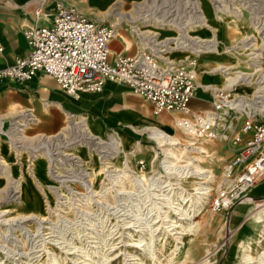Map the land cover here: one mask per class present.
Listing matches in <instances>:
<instances>
[{"label":"rangeland","instance_id":"374dc122","mask_svg":"<svg viewBox=\"0 0 264 264\" xmlns=\"http://www.w3.org/2000/svg\"><path fill=\"white\" fill-rule=\"evenodd\" d=\"M108 4V7L95 9L92 12L87 9V14L82 16L104 24L120 20L118 29L108 44L119 43L121 40L124 45H128L130 48L134 47L135 51L142 50L145 43L131 30V23L128 24L126 21L127 15H139L142 18L135 22L141 35L158 32L159 38L176 36L182 30L192 37L209 38L212 35L210 29L196 21L195 18L196 16L200 19L204 17L207 24L217 34L220 43L219 49L221 47L231 48L235 43L242 44L247 39L251 41L254 39L251 38L253 37L251 34L254 33L255 24H264V0H130L128 2L113 0ZM119 12L123 14L121 19L115 18V14ZM169 17H173L176 21H173L174 23L167 22ZM143 18L146 19L143 20ZM235 49L236 52L231 51L228 52L229 54L210 55L208 56L210 59L198 56L199 84H209L210 82L224 84L227 81V76L232 73L227 74L213 69L221 62L233 65L232 70H245L243 47ZM159 57L163 60L161 56ZM169 57L171 61H178L181 66H187L188 59L193 55L187 49H174L169 52ZM112 83L120 87L112 96L113 103L110 101L113 106V110L109 114L110 118L103 113H97L98 116L94 120L103 126L113 128L106 127L98 130L89 125L92 132L97 134L96 136L106 139L110 132L114 134L113 131H116L120 141H118L120 150L125 153L127 149L131 151L128 154L130 173L127 181L129 185L126 183L130 194L135 193L136 188H139L136 194L140 191L139 184H135L134 178L160 175L161 179L168 180L170 183L169 193H173L174 198L178 196V199L175 200L177 204L173 203L171 207L167 206L171 212L162 210V218L168 214L176 224L187 225L190 219H179V216L176 215L178 210L176 205H179L188 210V214L196 221V225L191 228L189 233L181 237V244H179L174 238L178 229L168 232L166 226L169 224H162V218L155 216L153 219L157 221L154 220L151 229H154L152 234L155 236L156 259H152L149 256L151 250H145L146 246H144L150 243L148 237L150 233L145 229V226H142L144 228L140 231L139 227L129 221L124 231L119 229V232L115 234L118 235L116 237L111 232L113 226L108 229L107 220L114 221L110 214L108 217L102 218L76 217L75 212L79 209L100 210L94 201L97 198L96 192L100 190L99 186H109L107 177L102 173L101 157L97 150L85 145L70 149L72 154L70 152L62 156L59 154L62 147L51 148L53 157H55L56 172L54 175H49L46 172L43 148L31 150L29 146L32 147L38 143L42 135L57 130L60 125L54 130H48L44 127V120L37 111L21 108L0 114V120L6 129L13 121L22 122L24 118H27L29 111L36 118L29 120L28 124L23 127L22 133L24 137L26 136L24 139L15 134L17 147H11L10 134H0V158L3 161L0 162V264H52L53 257L60 264H95L98 258L104 254L107 258L105 264H264V211L255 212L256 209H253V202H259V199L252 202L238 200L229 208L218 211L209 209L210 195L216 191L218 183L227 176L225 169L229 166L234 155L232 147L218 139H193L175 124L173 117L176 114L174 112L161 111L155 114L151 102L144 96L125 84ZM209 97L210 94L205 90V87L199 85L196 88L192 104L196 108L208 107ZM130 116L136 118H133L127 125L123 119ZM149 120L155 122L148 123ZM160 131L165 132L178 143L171 147L169 143H162L154 139L152 133ZM113 136L115 137V135ZM189 143L194 148H200V151L190 152V154L197 157L194 165H197L196 169L200 170L201 175L183 177L181 172L184 166L188 165L190 170H195L190 165V159L184 149ZM167 149L174 155V162L176 161L177 166V170L169 174L163 168V162L168 156ZM77 156L82 161L83 170L73 161L77 159ZM123 159L124 157L120 153L119 156L112 158V162L116 161L121 164ZM139 159H143V165L138 163ZM91 170L93 174L85 172ZM237 172L238 167L233 166L229 178H232ZM82 177L87 179L86 184L84 183L86 186L81 182ZM57 179L63 181L58 182ZM15 183L16 185H14ZM55 183L58 185L57 192L62 194L60 201H57L54 193L50 192L52 190L47 186ZM203 186L209 187L207 199H204L198 210L192 211L193 207L190 202L194 196L185 197L197 194L195 188ZM158 189L155 188L154 193H160ZM110 191L106 193L104 201L113 204L114 193ZM92 194L93 196H91ZM45 199H49L51 206L60 202L59 206L64 208V212L57 213L55 209L49 211L46 208ZM138 202L130 200L131 204ZM255 213L261 214V217H256ZM92 221L98 224L94 230L90 228ZM118 224L116 222V228ZM124 225L121 223L123 228ZM87 229L92 231L89 232ZM86 232L95 235L96 238L93 239L91 235H85ZM172 233L175 234L172 235ZM60 235L67 237V241H64L70 246L68 245L63 250L51 242L43 246L44 238L48 237L55 241ZM102 236H105L103 241H101ZM94 241L99 242L100 246L93 245ZM104 241L108 243V246H103ZM176 244L180 247L177 248ZM73 245L76 247L90 246L91 248L88 247L92 252L90 258L80 257L79 252H74Z\"/></svg>","mask_w":264,"mask_h":264},{"label":"built area","instance_id":"2783aa9c","mask_svg":"<svg viewBox=\"0 0 264 264\" xmlns=\"http://www.w3.org/2000/svg\"><path fill=\"white\" fill-rule=\"evenodd\" d=\"M49 4V21L24 29L28 52L0 67V79L24 81L40 71L52 76L61 89L73 95L77 91L100 90L108 81L125 84L148 99L155 114L174 112L175 124L193 139H218L232 147L234 155L229 167L225 166L227 176L210 195L211 211L229 208L238 200L264 201L252 194V189L264 180V24L256 23L251 34L254 39L243 43L245 70H239L238 76L236 69L232 70L233 66L221 70L232 73L231 79L224 84H206L209 106L194 108L191 101L200 85V64L195 53L204 51L207 41L189 37L185 30L170 38H159L158 34L150 32L141 35L146 39L142 50L132 54L115 53L110 57L108 42L118 23H98L84 17L68 0H50ZM42 12L40 2L33 14L38 16ZM169 18L167 22L176 21ZM138 29L133 22L131 30L138 35ZM174 49H187L192 53L187 66L171 61L169 52ZM85 117L79 113L68 114L57 130L40 137L38 142L43 148L49 175L56 172L51 148L58 146L62 147V151L59 150L61 156L72 154L70 149L80 145L92 147L101 157L102 173L107 177L115 171L112 157L118 145L113 134L110 132L106 139L95 135L89 138ZM130 152L127 149V159ZM73 161L84 169L78 156ZM138 163L143 165V159ZM233 166L238 167V172L229 178ZM81 180L86 183L87 179L82 177ZM49 187L60 201L62 194L57 192V183L49 184ZM59 203L51 206L49 199H45L49 211L55 209L57 213H63L64 208Z\"/></svg>","mask_w":264,"mask_h":264},{"label":"bare ground","instance_id":"6f19581e","mask_svg":"<svg viewBox=\"0 0 264 264\" xmlns=\"http://www.w3.org/2000/svg\"><path fill=\"white\" fill-rule=\"evenodd\" d=\"M194 16H196V15H194ZM195 18H196V21L200 22L201 24H204V26L208 27L210 29V31L212 32V35L209 38L200 37V39H204L205 41H207V43H206V49L204 51L195 53L197 56L208 58V56L214 55V54L215 55H221V54L228 53V52H231V51H235L236 52L237 50L235 48L243 47V45H244L243 43L242 44H239V43L236 44L235 43L231 48H227L226 49V48L221 47L220 48L221 50H220L219 49L220 43H219V39L217 38V34H215V31L207 24V20L204 17L202 19H200V17L197 18V16H196ZM172 23H174V22H172ZM137 33H138L140 39H144L143 37H141V32H140L139 29H138ZM154 33L155 34H159L158 32H154ZM182 35H183V33H182ZM170 37H172V36H168V38H170ZM242 40H240V41H242ZM154 41H159V40L154 38ZM145 42H146V39L143 40V43H145ZM208 59H210V58H208ZM232 66L233 65H228V64H225V63L221 62L217 66H215L213 69H217V70L221 71V70H224L225 68L232 67ZM235 71H237V73H236L237 76L241 74V72L239 70H235ZM231 77H232L231 75H228L227 76V80H230ZM206 84L204 83V84H200V85L205 86ZM244 90H246V89L244 88ZM35 119L36 118L33 115V113L32 112H28L27 113V118H24L22 120L23 123L20 122V121H13V122L9 123L10 126H9L8 129L3 127V122H2V120H0V134H2V133L10 134L9 141H10L11 147H17L18 145L15 143L16 142L15 141V139H16L15 138V134L19 135V138H23L24 139L26 136L25 137L23 136V133H22L23 127L28 124L29 120H35ZM85 123H86V127H87V130H88V133H89L88 137L90 138V135L91 136H93V135L96 136L97 134L92 132V130L90 128L91 125L87 121L86 117H85ZM113 133H114L113 135H115V137L113 135L112 136L115 138L116 145H118V148H116V151L113 153V157H117L121 153L123 155L124 159L121 161V164H118V163H116V161H113V166L115 168V171L113 173L107 174V175H109V176H107L108 182H109V186H99L100 190L96 192L97 193V198H95L94 201L96 203V206L100 207V210L94 209L93 211H87V210L79 209V210H76L75 216L76 217H79V216H93V217H101L102 218V217H108V214H110L111 218H114V221L111 222V221L107 220V222H108L107 224L109 226L108 229H110V227L113 226L111 228V232H112V234L114 233V235L119 232V229L124 231L125 226L127 225V223H129V221L133 225H135L136 227H139L140 231H142L143 228H144L142 226H145V229L147 231H149V233H150V235L148 236L149 239H150L149 240L150 243L144 245V246H146L145 250H151V252H149V256L152 259H156V254H155V249H154L155 248V246H154L155 236L152 234L154 232L153 231L154 229H151V228L153 226L154 220L155 221H157V220L153 219V218L155 216L156 217L159 216L158 218H160V217L162 218V216H161V214H163L162 210L163 211H168L169 209H168L167 206L169 205L171 207L172 204L175 203V200L178 199V196L176 198H174L173 193H169V191H170V185L169 184L170 183H168V180L166 181L165 179H161L160 175H158V176H150V177L141 176L139 178H134V179L132 178L134 180L135 184L136 183L139 184L140 191H139L138 194H136L138 192L139 188L135 187L137 191L135 193H131L132 194L131 195L130 194V189L126 185V183L128 184L127 180L129 179V173H130L128 159L126 158V155H125L126 153L124 151L120 150V145L118 144V141H119L118 133L116 131H113ZM152 136L154 137V139H156L159 142L169 143L170 144L169 146H171V147L175 146V144L178 143V142H175L172 137H170L169 135H167L163 131H160L158 133L157 132L156 133H152ZM190 143H192V142H190ZM190 143L187 146H185L184 149H185V151H186V153H187V155H188V157L190 159V165L193 168H195V170L194 169L190 170V167L188 165L184 166L182 168V172H181V175L183 177H187L189 175H201L200 170L196 169V168H198L197 165H194V161L196 160L197 157L196 156H192L190 154V152L200 151V148H194L193 146H191ZM25 146L27 148V145H25ZM38 148L40 149L39 142L34 144L32 147L29 146V149H31V150H37ZM166 154L168 156L166 157V161L163 162V168L165 169L166 173L169 174L170 172L177 170L176 169L177 166H176V161L174 162L175 157L169 151V149L166 150ZM0 162L1 163L3 162L2 158H0ZM33 169L35 170V168H33ZM87 173L88 174L89 173L93 174V171L92 170L89 171V172L87 171ZM31 174L33 176V173H31ZM159 181H160L161 185L159 184ZM130 182H131V179H130ZM164 182H165V184L162 185ZM87 184H89V183L87 182ZM158 184H159V186H158ZM14 185H16V183ZM14 188H15V186H14ZM48 188L50 190H52L49 187V185H48ZM155 188H157V189L159 188L158 191L160 193H158V194L154 193L155 192V190H154ZM195 189H196V193L197 194L194 193L192 195H187L185 197V198H188V196H191V197L194 196L192 201L190 202V203H192V207H193V210L191 209L192 211H196V210H198L200 208V206H202V204L204 202V199L208 196L209 187L203 186V187H200V188L197 187ZM91 190H90V192H91ZM109 190H111L114 193V195H113V197H114L113 204L104 201L106 199V193ZM15 192H17L16 189H15ZM83 194H84V192H83ZM93 194L91 196H93ZM102 198H103V200H101ZM131 199L137 200L139 202L137 204H131L130 203ZM172 199H173V201H172ZM253 203H254L253 209H256L255 212L264 211V201H262V202H255L254 201ZM175 204H177V203H175ZM176 206L178 208V210L176 211V215L179 216V219H185V220H189L190 219V222L187 225H183V224H180V223L176 224L168 216V214H166V216L162 218V224H169L168 226H166V229H167L168 232H172L173 230L178 229V232H177V234H176V236L174 238H175V240L177 242H179V244H181V242H180L181 237L183 235H186L187 233L190 232L191 228L196 225V221L194 219H192L191 215L188 214V210L187 209H184L182 206H179V205H176ZM132 208H134V209H132ZM255 214H257V213H255ZM256 217H261V214H257ZM163 220H166V221L164 222ZM132 221H134V222H132ZM116 222L119 223L117 228L115 227ZM121 223L125 224L124 228H123V226H121ZM90 225H91L90 228L92 230H94V227H96L98 224L94 223L92 221V222H90ZM87 230L89 232L92 231L90 229H87ZM89 232H86L85 235H91ZM174 234L175 233H172V235H174ZM98 235L99 234L97 233V236ZM115 236L117 237L118 235H115ZM66 238L67 237H64L63 235H60V237H58V239L56 238L57 240L52 241L54 239L51 240V239H48V237H47V238L43 239L42 244L44 246L46 243L51 242V243L55 244L56 246H58L60 249L63 250L65 248H67L68 245H69L68 243L65 242V241H67ZM91 238L95 239L96 237H95V235H91ZM61 240L62 241L65 240L64 241L65 243L62 242ZM73 240H75V239H73ZM103 240H105V236H102L101 241H103ZM94 243L95 244H93V245H96L97 247L100 246L99 242L94 241ZM73 246H74L73 248L75 249L74 252L75 253L79 252L81 254V255H79L80 257H82L84 259L85 258H90V254L92 253L89 250V248H91L90 246H87V247H76L75 245H73ZM103 246H108V243L106 241H104ZM176 247L178 248L180 246L177 245ZM106 260H107V258H106L105 254H104V255H102L101 257L98 258V260L95 262V264H105L104 262ZM52 264H60V263L53 257L52 258Z\"/></svg>","mask_w":264,"mask_h":264},{"label":"crops","instance_id":"0c3cea01","mask_svg":"<svg viewBox=\"0 0 264 264\" xmlns=\"http://www.w3.org/2000/svg\"><path fill=\"white\" fill-rule=\"evenodd\" d=\"M49 1L0 0V67L12 62L14 57L25 55L28 52L29 47L23 31L27 27L44 24L49 21V9L51 8ZM68 1L75 6L81 15H86L87 9L90 12L95 9H103L108 7V3L113 0ZM121 1L128 2L130 0ZM40 2H42L44 12L36 16L33 14V10ZM115 15V18L118 19L123 17L122 12ZM140 19L142 18L139 15H127L126 17V21L128 24L131 23L130 25ZM114 23H118L116 24V29H118L120 20ZM129 44H131L130 41ZM108 46L110 57L115 53L132 54L135 52L134 47L130 48L128 45H124L121 40L119 43L111 42ZM108 82L100 90L77 91L73 95L61 89L52 76L40 71H37L30 79L24 81L0 79V114L21 108L34 109L43 118L44 127L48 128V130H54L68 114L85 112L82 114L86 116L92 128L93 126L98 130L106 127L113 128L111 126H103L94 120L98 116L97 113H103L110 118L109 114L113 110L110 101L113 100L112 96L115 95L120 86L113 84L112 81L111 83ZM191 105L194 107L192 101ZM133 118L136 117L124 118L123 122L129 125ZM155 120L157 121L156 117ZM149 122L155 121L149 120ZM127 136L132 138L129 135ZM252 194L255 197H264V180L252 189Z\"/></svg>","mask_w":264,"mask_h":264}]
</instances>
